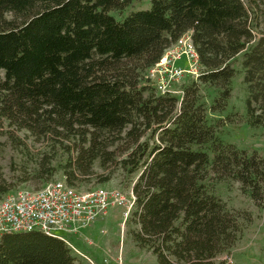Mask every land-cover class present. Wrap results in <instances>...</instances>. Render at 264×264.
Returning a JSON list of instances; mask_svg holds the SVG:
<instances>
[{
    "label": "trees",
    "instance_id": "16d2710c",
    "mask_svg": "<svg viewBox=\"0 0 264 264\" xmlns=\"http://www.w3.org/2000/svg\"><path fill=\"white\" fill-rule=\"evenodd\" d=\"M131 1L0 0V119L37 136L80 137L65 177L72 187L106 151L104 135L126 131L138 143L150 131L157 143L132 186L134 242L159 264H232L215 258L236 242L240 214L214 186L238 181L264 207V157L224 140L207 111L226 109L242 53L245 122L264 128V0H150L111 14ZM186 32L201 74L181 95L160 93L146 73ZM201 85L216 91L210 106ZM8 191L0 176V198ZM0 264L79 263L64 240L30 231L0 236Z\"/></svg>",
    "mask_w": 264,
    "mask_h": 264
},
{
    "label": "rangeland",
    "instance_id": "374dc122",
    "mask_svg": "<svg viewBox=\"0 0 264 264\" xmlns=\"http://www.w3.org/2000/svg\"><path fill=\"white\" fill-rule=\"evenodd\" d=\"M149 7L150 0H132L122 12L112 11L111 14L120 19L132 10ZM241 60L242 53L232 63L236 73L226 109L223 112L208 110L207 118L220 126L219 133L224 140L264 157V128L251 127L245 122L246 90ZM175 64L187 67L185 56L178 58ZM189 78L185 77V80ZM184 84L171 83V86L181 89ZM215 94L212 87L200 86V95L206 106H210ZM125 132L103 136L108 143L106 151L93 162L86 175H78L74 181L77 190L106 189L131 194L142 163L157 141L156 135L146 131L138 143H132ZM80 139H66L63 135L53 138L50 135L37 136L0 119V176L9 186L8 192L37 189L48 181L65 178L69 160L76 156L75 147L81 143ZM146 147L148 149L141 156ZM214 192L228 209L240 214L241 227L236 242L218 255L216 261L264 264V207H258L244 194L238 181L219 182L214 186ZM123 211L122 207L111 206L94 222L64 234L79 264H159L150 250L134 242L131 234L139 226L133 223L131 213L125 218Z\"/></svg>",
    "mask_w": 264,
    "mask_h": 264
},
{
    "label": "built area",
    "instance_id": "2783aa9c",
    "mask_svg": "<svg viewBox=\"0 0 264 264\" xmlns=\"http://www.w3.org/2000/svg\"><path fill=\"white\" fill-rule=\"evenodd\" d=\"M173 46L149 68L146 78L160 93L181 95L182 90L172 88L171 83L183 84L185 77L196 79L201 67L190 32L183 34ZM182 55L187 67L175 64ZM134 200L132 190L130 195L106 189L79 191L68 185L65 178L48 181L37 189L10 191L0 198V236L37 231L58 237L69 246L64 234L94 222L111 206L122 207L127 218Z\"/></svg>",
    "mask_w": 264,
    "mask_h": 264
}]
</instances>
